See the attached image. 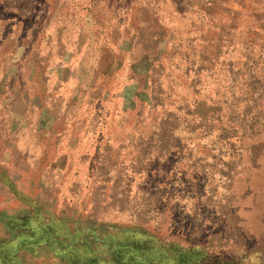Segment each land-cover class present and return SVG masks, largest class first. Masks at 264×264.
Instances as JSON below:
<instances>
[{
    "label": "rangeland",
    "instance_id": "rangeland-1",
    "mask_svg": "<svg viewBox=\"0 0 264 264\" xmlns=\"http://www.w3.org/2000/svg\"><path fill=\"white\" fill-rule=\"evenodd\" d=\"M209 1L0 0V27L16 23L18 36L29 26L32 45L38 31H57L55 57L65 42L71 68H87L82 99L73 86V102L54 107L47 48L27 45L19 59L13 44L0 52V167L64 213L77 239L68 254L264 264L261 18L214 27ZM85 217L91 226L75 229Z\"/></svg>",
    "mask_w": 264,
    "mask_h": 264
},
{
    "label": "crops",
    "instance_id": "crops-1",
    "mask_svg": "<svg viewBox=\"0 0 264 264\" xmlns=\"http://www.w3.org/2000/svg\"><path fill=\"white\" fill-rule=\"evenodd\" d=\"M255 1L259 2V6L254 5ZM218 7L224 8L221 11L224 16L222 20L217 18ZM208 10L211 26H224L231 29L241 28L242 15L248 12L253 13L255 17L261 18L258 28L261 30L262 36H264V0H210ZM19 24L24 25L21 22ZM6 27V29H3L2 26L0 27L1 53L3 49L8 50V47L13 44L14 50L12 52L19 59L22 55L24 57L26 53L24 49L28 48L27 45L37 49V51L47 48L50 62L47 86L51 88L49 98H51L50 101L54 107L60 105L65 108L73 102L75 98L74 93L72 94L71 92L73 86L79 87L81 91V94L76 96V99H82V92L86 89L83 86L82 74L87 68L84 69L83 66H80L82 72L80 75L78 74L79 76L76 73L78 68L75 70L71 68V63L68 62L71 54L67 53L65 42L64 47L62 46V57L60 59L55 57L58 53L56 50L57 31H38L40 40L37 43L33 40L32 45L31 42H28L29 26H21L19 31H22V34L18 33V36L13 35L16 33V23H9ZM40 43L41 45L43 43V46H39ZM44 43L48 47H45ZM26 61L30 62V58H25V62L22 64L24 70L26 69L24 66L27 63ZM27 67L29 70L34 69L40 73L41 66L36 63L32 64L31 62L27 64ZM95 75L97 76V72ZM4 82L5 80L2 78L0 81L1 98L3 97L1 89L6 86ZM64 85L70 90L64 89ZM59 88L62 90H59ZM63 117H65V114L61 110L57 113L56 120ZM0 170V264H98L99 258L96 261H92V257H77L68 254V246L77 239L73 238L71 234L70 237L72 238L69 237V232L73 229V225L62 222L64 213L52 210L54 207H52L51 202H42L37 198L26 196L20 187H16L15 180L8 179V175L4 174L3 168L0 167ZM5 200L13 202L11 203L12 207H9L8 203L5 204ZM27 208L29 209L27 210ZM42 212H46V214L52 213L51 218H46ZM77 226H75V229L87 230L91 225L85 217V221L79 227ZM58 233L64 235L62 236L63 240H57Z\"/></svg>",
    "mask_w": 264,
    "mask_h": 264
}]
</instances>
